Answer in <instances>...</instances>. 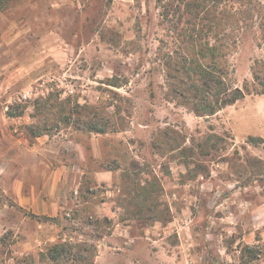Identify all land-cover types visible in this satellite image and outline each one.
<instances>
[{
	"label": "rangeland",
	"instance_id": "obj_1",
	"mask_svg": "<svg viewBox=\"0 0 264 264\" xmlns=\"http://www.w3.org/2000/svg\"><path fill=\"white\" fill-rule=\"evenodd\" d=\"M240 5L239 25L227 14L220 33L196 32V39L219 45L214 53L184 44L181 24L177 40L181 0H8L0 8V42L28 17V25L42 35L56 32L71 50L63 66L33 87L21 104L24 115L8 119L0 134V264H54L42 255L60 241L97 248L113 223L86 204L107 191L87 171L104 168L122 169L121 217L187 227L185 238L195 239L203 256L194 264H264V142H247L264 139V94L199 117L192 109L195 90L189 99L174 95L167 68L170 58L181 64V90L194 82L201 63L230 89L252 85L255 69L264 76L256 15L264 0H237L228 9ZM5 39V61L15 63L24 47ZM18 94L5 97L3 107ZM67 98L68 106L62 104ZM76 102L87 109L67 123L64 115ZM88 119L105 133L90 132ZM29 128L44 135L30 138ZM33 169L58 177L40 184L54 196L57 214L35 216L19 204L20 190L39 188ZM177 238L170 233L166 240L176 245ZM25 242L38 247L26 254ZM97 254L98 248L94 262ZM185 254L181 250L178 264H192Z\"/></svg>",
	"mask_w": 264,
	"mask_h": 264
},
{
	"label": "crops",
	"instance_id": "obj_2",
	"mask_svg": "<svg viewBox=\"0 0 264 264\" xmlns=\"http://www.w3.org/2000/svg\"><path fill=\"white\" fill-rule=\"evenodd\" d=\"M27 21L28 17L22 19L21 23L23 24H18L17 30L2 33L3 40L0 42V134L2 135L7 132L9 119L2 109L5 103L4 98L15 92L32 93L33 87L43 77L65 64L64 55H69L71 52L69 48L58 42L60 36L56 32L49 31L42 35L28 25ZM12 26L15 28V25ZM11 34L12 37H10ZM6 37L12 38L14 41L17 40L19 46L24 47L22 55L15 63L5 61V57L8 55V60L10 55L9 42L6 41ZM100 156L96 155L95 157L100 159ZM35 166L38 167L36 163ZM33 171V184L39 183L40 189L32 185V187L27 186L20 190L19 204L35 216L57 214L58 206L55 202L51 203L54 196L43 193L40 184L52 178L58 181V177L48 174L45 169H42L43 174L39 170L36 172L33 169ZM87 174L93 182L106 187L107 191L95 203L86 202V204H91L90 206L94 208L97 217L106 218L113 223L108 235L97 244L98 254L94 264H145L146 261L150 264H178L181 250L186 252L184 258L188 263L194 264L199 258H203L196 252L195 247L198 242L195 239L185 238L187 227H183L177 222L166 225L160 222H155L152 225L138 224L134 218L121 217L123 208L118 204L117 199L120 193L119 181L122 177V169L89 170ZM161 182L162 185L165 184V180H161ZM170 233H175L178 236L176 245L167 242L166 239ZM36 242L40 243L39 239H36ZM23 247L28 254L38 245L32 246L29 242H25ZM41 251L43 252V250ZM9 263H14V259H9Z\"/></svg>",
	"mask_w": 264,
	"mask_h": 264
},
{
	"label": "trees",
	"instance_id": "obj_3",
	"mask_svg": "<svg viewBox=\"0 0 264 264\" xmlns=\"http://www.w3.org/2000/svg\"><path fill=\"white\" fill-rule=\"evenodd\" d=\"M8 0H0V8H3ZM237 0H181V15L174 25L175 32L179 33L177 40L181 43V26H184L182 30H185V34L188 38L184 40V44H191L193 48L199 47L201 53L210 51L212 53L219 51V45L211 44L210 38L207 37L203 40L202 36L196 39L194 37L196 32L199 34L206 30L213 33H220L226 25L224 24L226 18L229 16L235 18V25H239L241 20L239 15L243 9L241 6L238 11L235 9H228V6L234 5ZM229 16H228V15ZM258 18V29L261 34L262 41L264 43V6L261 5L258 8L256 14ZM181 24V26H180ZM206 29V30H205ZM203 41V43H202ZM216 41V40H215ZM214 55V54H212ZM204 61L205 57L202 58ZM168 71L171 75L170 78L174 81L171 84L170 90L177 97L189 99L190 95H187L190 91L195 90L197 104L193 106V111L199 117L209 116L216 114L222 108L233 105L237 101L242 100L247 95L251 94H264V76L259 69H255L253 72V84H245L243 88H226L222 77L216 73V71L210 70L207 63H201L198 70H196V76L194 82L190 87L181 90V64L175 63L172 58L168 62ZM199 94L202 95L199 98ZM49 98H46V102ZM188 101V100H187ZM45 102V103H46ZM39 102L36 103V106ZM190 103V102H187ZM62 104L70 105V100L62 101ZM188 105V104H187ZM26 106L18 105L10 108L7 113L8 117H21L25 113ZM87 109L85 105H80L77 102L71 106L69 112L64 115L63 120L67 123H71L72 119L76 115L81 114V110ZM86 126L90 129V132L105 133V130L99 128L95 124V119H88ZM81 117H78L75 122L79 123ZM29 137L38 138L44 133L34 128H29ZM247 142L253 145H259L264 142L263 138L250 136ZM249 249L250 254L253 255V251ZM96 246L88 245L86 243L73 244L70 242H56L48 246L42 255L54 264H94L92 256L96 252ZM95 256V255H94Z\"/></svg>",
	"mask_w": 264,
	"mask_h": 264
},
{
	"label": "built area",
	"instance_id": "obj_4",
	"mask_svg": "<svg viewBox=\"0 0 264 264\" xmlns=\"http://www.w3.org/2000/svg\"><path fill=\"white\" fill-rule=\"evenodd\" d=\"M30 98H31V93H20L16 96L11 97L10 100L8 101V103H6L3 107L5 114L7 115V113L10 111L11 107L27 103V101ZM8 118L9 119H16L19 117H16V118L15 117H8Z\"/></svg>",
	"mask_w": 264,
	"mask_h": 264
}]
</instances>
